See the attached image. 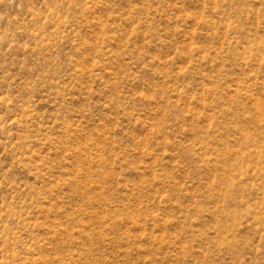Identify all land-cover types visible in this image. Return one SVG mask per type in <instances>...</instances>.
<instances>
[{"label":"rangeland","instance_id":"374dc122","mask_svg":"<svg viewBox=\"0 0 264 264\" xmlns=\"http://www.w3.org/2000/svg\"><path fill=\"white\" fill-rule=\"evenodd\" d=\"M0 264H264V0H0Z\"/></svg>","mask_w":264,"mask_h":264}]
</instances>
